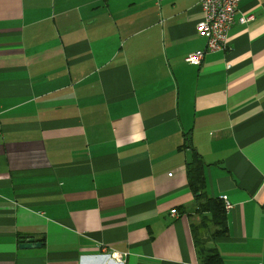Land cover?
<instances>
[{"label":"crops","instance_id":"0c3cea01","mask_svg":"<svg viewBox=\"0 0 264 264\" xmlns=\"http://www.w3.org/2000/svg\"><path fill=\"white\" fill-rule=\"evenodd\" d=\"M201 18L198 0H0V264H264V0L191 66Z\"/></svg>","mask_w":264,"mask_h":264},{"label":"built area","instance_id":"2783aa9c","mask_svg":"<svg viewBox=\"0 0 264 264\" xmlns=\"http://www.w3.org/2000/svg\"><path fill=\"white\" fill-rule=\"evenodd\" d=\"M198 2L202 18L196 25V33L205 39V49L185 57L184 62L191 66L199 65L205 53L221 52L226 48L227 32L234 22V15L240 0H198ZM248 20L242 18L239 22L246 23ZM221 200L226 212L231 205L225 198ZM170 215L175 217L176 210H171Z\"/></svg>","mask_w":264,"mask_h":264},{"label":"trees","instance_id":"16d2710c","mask_svg":"<svg viewBox=\"0 0 264 264\" xmlns=\"http://www.w3.org/2000/svg\"><path fill=\"white\" fill-rule=\"evenodd\" d=\"M190 145L189 140H186L184 146ZM203 162L198 156H195L192 163L189 164V185L198 201V208L201 211L210 214L214 226L218 229L215 236L225 235V210L221 199H205L204 197V179L202 177ZM204 264H221V259L218 254L212 253L204 259Z\"/></svg>","mask_w":264,"mask_h":264},{"label":"water","instance_id":"95a60500","mask_svg":"<svg viewBox=\"0 0 264 264\" xmlns=\"http://www.w3.org/2000/svg\"><path fill=\"white\" fill-rule=\"evenodd\" d=\"M42 239L36 238H27L26 240L20 239L19 248L20 249H30V248H40Z\"/></svg>","mask_w":264,"mask_h":264}]
</instances>
